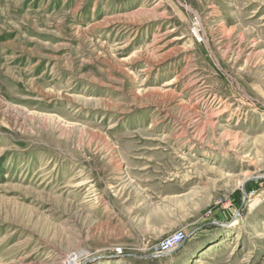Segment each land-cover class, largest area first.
<instances>
[{
    "label": "rangeland",
    "instance_id": "rangeland-1",
    "mask_svg": "<svg viewBox=\"0 0 264 264\" xmlns=\"http://www.w3.org/2000/svg\"><path fill=\"white\" fill-rule=\"evenodd\" d=\"M85 260L264 264V0H0V264Z\"/></svg>",
    "mask_w": 264,
    "mask_h": 264
},
{
    "label": "built area",
    "instance_id": "built-area-1",
    "mask_svg": "<svg viewBox=\"0 0 264 264\" xmlns=\"http://www.w3.org/2000/svg\"><path fill=\"white\" fill-rule=\"evenodd\" d=\"M248 196V193L244 195V198ZM186 235L183 231H175L164 237L158 245L155 246L154 249L151 250V253H149L147 256L155 258L164 256L166 254H169L182 244V242L185 240ZM119 253L121 251H118Z\"/></svg>",
    "mask_w": 264,
    "mask_h": 264
},
{
    "label": "water",
    "instance_id": "water-1",
    "mask_svg": "<svg viewBox=\"0 0 264 264\" xmlns=\"http://www.w3.org/2000/svg\"><path fill=\"white\" fill-rule=\"evenodd\" d=\"M87 261H88V260H85L84 264H86Z\"/></svg>",
    "mask_w": 264,
    "mask_h": 264
},
{
    "label": "bare ground",
    "instance_id": "bare-ground-1",
    "mask_svg": "<svg viewBox=\"0 0 264 264\" xmlns=\"http://www.w3.org/2000/svg\"><path fill=\"white\" fill-rule=\"evenodd\" d=\"M211 116V115H210ZM250 208H251V206H250Z\"/></svg>",
    "mask_w": 264,
    "mask_h": 264
}]
</instances>
